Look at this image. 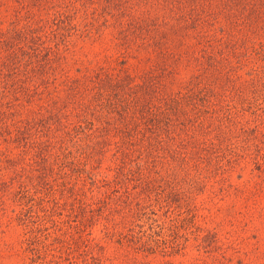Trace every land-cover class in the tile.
Wrapping results in <instances>:
<instances>
[{
    "label": "rangeland",
    "instance_id": "1",
    "mask_svg": "<svg viewBox=\"0 0 264 264\" xmlns=\"http://www.w3.org/2000/svg\"><path fill=\"white\" fill-rule=\"evenodd\" d=\"M0 264H264V0H0Z\"/></svg>",
    "mask_w": 264,
    "mask_h": 264
},
{
    "label": "trees",
    "instance_id": "2",
    "mask_svg": "<svg viewBox=\"0 0 264 264\" xmlns=\"http://www.w3.org/2000/svg\"><path fill=\"white\" fill-rule=\"evenodd\" d=\"M103 82H104V85H105V86H103L104 88H105V87L112 86L111 89H113V88L115 89V88H117V86H118V85H116V84H113L112 81H103ZM111 89H110V90H111Z\"/></svg>",
    "mask_w": 264,
    "mask_h": 264
}]
</instances>
